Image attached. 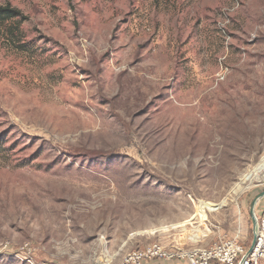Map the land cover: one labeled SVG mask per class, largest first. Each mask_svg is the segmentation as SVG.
Wrapping results in <instances>:
<instances>
[{
    "label": "rangeland",
    "instance_id": "rangeland-1",
    "mask_svg": "<svg viewBox=\"0 0 264 264\" xmlns=\"http://www.w3.org/2000/svg\"><path fill=\"white\" fill-rule=\"evenodd\" d=\"M0 5L26 18L0 21V264H117L218 234L250 246L264 0Z\"/></svg>",
    "mask_w": 264,
    "mask_h": 264
},
{
    "label": "built area",
    "instance_id": "built-area-1",
    "mask_svg": "<svg viewBox=\"0 0 264 264\" xmlns=\"http://www.w3.org/2000/svg\"><path fill=\"white\" fill-rule=\"evenodd\" d=\"M256 217L258 228L255 243L252 251L245 258L248 248L244 244L227 234H218L207 244L190 248L184 254L168 252L159 242L150 243L141 249L128 252L117 264H145L157 258L172 257H183L188 264H264V206L260 208Z\"/></svg>",
    "mask_w": 264,
    "mask_h": 264
},
{
    "label": "water",
    "instance_id": "water-1",
    "mask_svg": "<svg viewBox=\"0 0 264 264\" xmlns=\"http://www.w3.org/2000/svg\"><path fill=\"white\" fill-rule=\"evenodd\" d=\"M264 197V189L261 190L260 192H258L252 199V201L250 202L249 205V216L251 219V225H252V241L251 244L249 246V248L247 249V252L244 256L247 257L250 252L253 249L254 243H255V237H256V233H257V228H258V222H257V217L255 215V207L257 205V203Z\"/></svg>",
    "mask_w": 264,
    "mask_h": 264
},
{
    "label": "trees",
    "instance_id": "trees-1",
    "mask_svg": "<svg viewBox=\"0 0 264 264\" xmlns=\"http://www.w3.org/2000/svg\"><path fill=\"white\" fill-rule=\"evenodd\" d=\"M26 19L20 10L11 7L10 5H5V6H1L0 5V21L6 22V21H10V20H15L18 22H21L22 20ZM244 246L246 248L249 247L248 245Z\"/></svg>",
    "mask_w": 264,
    "mask_h": 264
},
{
    "label": "crops",
    "instance_id": "crops-1",
    "mask_svg": "<svg viewBox=\"0 0 264 264\" xmlns=\"http://www.w3.org/2000/svg\"><path fill=\"white\" fill-rule=\"evenodd\" d=\"M163 259H165V258H163ZM183 259L181 260L183 262V264H188L187 260L185 258H183ZM160 260L161 259L157 258V259H154V260L147 261L145 264H157V262L160 261Z\"/></svg>",
    "mask_w": 264,
    "mask_h": 264
},
{
    "label": "bare ground",
    "instance_id": "bare-ground-1",
    "mask_svg": "<svg viewBox=\"0 0 264 264\" xmlns=\"http://www.w3.org/2000/svg\"><path fill=\"white\" fill-rule=\"evenodd\" d=\"M202 233V232H201ZM204 234V233H203ZM188 236V235H187ZM190 236V239L192 241H197L199 239V236L198 235H189ZM199 242V241H198Z\"/></svg>",
    "mask_w": 264,
    "mask_h": 264
}]
</instances>
